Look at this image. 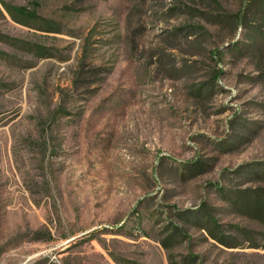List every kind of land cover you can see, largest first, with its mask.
<instances>
[{"label": "rangeland", "instance_id": "obj_1", "mask_svg": "<svg viewBox=\"0 0 264 264\" xmlns=\"http://www.w3.org/2000/svg\"><path fill=\"white\" fill-rule=\"evenodd\" d=\"M247 2L0 0V264H264Z\"/></svg>", "mask_w": 264, "mask_h": 264}, {"label": "trees", "instance_id": "obj_2", "mask_svg": "<svg viewBox=\"0 0 264 264\" xmlns=\"http://www.w3.org/2000/svg\"><path fill=\"white\" fill-rule=\"evenodd\" d=\"M6 11L11 17L23 24L32 26L34 21H37L39 16L36 9H30L26 6H14L10 4H4ZM246 9L241 13L240 24H249L247 16L254 14L257 17L259 29L255 26L252 27V31L258 32L256 36L252 38L253 41H257V44L264 43V0H249L246 4ZM255 24V25H256ZM257 26V25H256ZM53 28H47V31L51 32ZM261 29V30H260Z\"/></svg>", "mask_w": 264, "mask_h": 264}]
</instances>
